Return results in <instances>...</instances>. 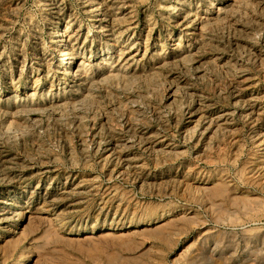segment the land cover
<instances>
[{
  "label": "rangeland",
  "instance_id": "1",
  "mask_svg": "<svg viewBox=\"0 0 264 264\" xmlns=\"http://www.w3.org/2000/svg\"><path fill=\"white\" fill-rule=\"evenodd\" d=\"M0 264H264V0H0Z\"/></svg>",
  "mask_w": 264,
  "mask_h": 264
},
{
  "label": "bare ground",
  "instance_id": "2",
  "mask_svg": "<svg viewBox=\"0 0 264 264\" xmlns=\"http://www.w3.org/2000/svg\"><path fill=\"white\" fill-rule=\"evenodd\" d=\"M121 1H122V0H121ZM124 4H125V3H124ZM124 4H123V5H124ZM174 4H175V3H174ZM119 5H120V4H119ZM93 6H94V5H93ZM116 7H117V6H116ZM178 7H179L178 5L171 7L170 10L168 11V14H166L165 17L168 18V19L172 18V17L174 16V14L177 13V12L179 11ZM181 7H182V6H181ZM102 16H103V15H102ZM198 29H199V28H198ZM161 144H162V143H161ZM147 150H148V149H147ZM6 204H9V203L6 202ZM14 221H15V219H14Z\"/></svg>",
  "mask_w": 264,
  "mask_h": 264
}]
</instances>
